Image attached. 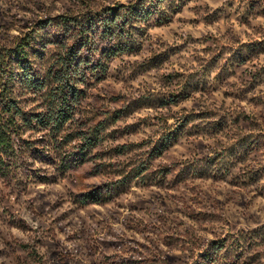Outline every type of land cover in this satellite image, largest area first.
<instances>
[{"label": "rangeland", "instance_id": "obj_1", "mask_svg": "<svg viewBox=\"0 0 264 264\" xmlns=\"http://www.w3.org/2000/svg\"><path fill=\"white\" fill-rule=\"evenodd\" d=\"M1 71L0 264H264V0H0Z\"/></svg>", "mask_w": 264, "mask_h": 264}, {"label": "trees", "instance_id": "obj_2", "mask_svg": "<svg viewBox=\"0 0 264 264\" xmlns=\"http://www.w3.org/2000/svg\"><path fill=\"white\" fill-rule=\"evenodd\" d=\"M118 17L114 19V23L118 22ZM113 23V24H114ZM87 27V26H84ZM91 28H85L86 31H90ZM108 35H113L114 30L107 29L106 30ZM107 35V34H106ZM29 45V44H28ZM27 47L25 45H22L19 49V51L16 54V57L20 60L21 65H23L24 71H25V80L28 85H30V88L34 89L36 92L41 91L46 83L43 81H37L36 75L33 71L28 68V66L24 65V61H27L28 59V51ZM74 52L71 51L70 54H67L64 58H60L55 64L54 67L56 69H51V72L49 74L50 79L53 80V82L56 84L55 87L49 89V94L51 95V100L53 101L55 98L58 99V105L56 107V114L49 118H39L38 120L42 125H48L54 122V126H57L59 124L64 123L68 120V117L70 115V111L72 107L73 102L78 98V92L76 93V88L73 86L72 82L70 81V76L73 77L72 69L73 65L75 64L76 54H73ZM24 60V61H23ZM77 69V68H76ZM80 69H78L75 74L77 75L79 73ZM7 73H3V71L0 72V81L2 80V76L6 75ZM67 90H69L70 94L67 93ZM72 101H70V95H72ZM16 113H15V112ZM8 114L7 117H5V114ZM17 115H20V111L16 110L15 104H5L2 110H0V150L3 152H7L8 149L12 148V141H11V134L9 132L10 130V121L14 122L13 118ZM53 120V121H52ZM89 143V142H88Z\"/></svg>", "mask_w": 264, "mask_h": 264}]
</instances>
